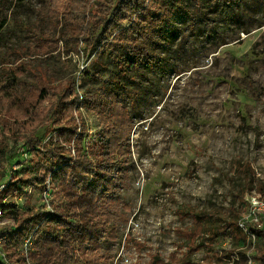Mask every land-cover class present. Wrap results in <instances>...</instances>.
Listing matches in <instances>:
<instances>
[{
	"label": "rangeland",
	"instance_id": "374dc122",
	"mask_svg": "<svg viewBox=\"0 0 264 264\" xmlns=\"http://www.w3.org/2000/svg\"><path fill=\"white\" fill-rule=\"evenodd\" d=\"M66 3L0 0V177L39 176L28 141L83 130L116 211L80 243L88 264H261L245 223L264 198V0H182L151 19L133 0H92L86 20ZM125 8L140 32L121 29ZM99 27L107 39L84 42ZM37 185L20 206L45 191L61 203Z\"/></svg>",
	"mask_w": 264,
	"mask_h": 264
},
{
	"label": "trees",
	"instance_id": "16d2710c",
	"mask_svg": "<svg viewBox=\"0 0 264 264\" xmlns=\"http://www.w3.org/2000/svg\"><path fill=\"white\" fill-rule=\"evenodd\" d=\"M60 1L65 2V0ZM66 2V9L71 12L69 14L76 12L83 17V20L87 19L92 0H66ZM135 2L136 6L133 5L132 8H136L142 14L146 11L152 14L154 8L158 12L175 10L182 0H133V3ZM123 12L126 13V17L120 18L121 29L125 28V31L135 34L140 32L145 21L143 17L134 18L132 13L126 12V8ZM151 14L148 15L150 19L156 17ZM3 24L0 25V30ZM105 35V28L99 27L95 35L88 37L89 40L86 38L83 40L87 44L92 43L96 46L103 39H107ZM127 48L131 58L148 54L145 49L138 46L128 45ZM50 90L42 89L39 97L45 101L51 94L56 95L57 92ZM63 96L72 98L73 95L64 90ZM73 98L65 102L70 109L76 106L79 97ZM108 132L110 133V130ZM85 138L86 132L83 130L77 133L72 129L60 127L47 142L31 139L28 141V146L38 167L39 176H16L14 180L6 179V176L1 175L0 186L8 184L0 194V207L5 216L11 214L15 221L14 228L7 230L10 240L5 244L13 264H88V251H82L80 243L95 236L97 239L105 237V224L107 221L115 220L116 211L111 204L105 203L108 201L112 183L108 174L98 171V167L92 162L90 153L84 145ZM109 140L115 147L120 148L122 144L120 137L112 134ZM41 181L46 182L48 187L56 188L60 195L61 203L56 205L57 207H54V202L51 201L52 212L46 210L45 196L42 197L43 204L38 209L26 208L24 204L20 206L18 201L23 194L29 196V193H26L27 189H36L37 183ZM259 192L263 193L262 189ZM4 197L9 198L7 203L2 202ZM102 216H105L106 221L100 220ZM263 218L264 216L261 215L259 222L246 223V230L254 238L255 263L261 260V264H264V225L261 223ZM29 236L32 238V245L26 255L23 252L24 241ZM19 241L22 243L21 246ZM0 264L5 263L0 259Z\"/></svg>",
	"mask_w": 264,
	"mask_h": 264
},
{
	"label": "built area",
	"instance_id": "2783aa9c",
	"mask_svg": "<svg viewBox=\"0 0 264 264\" xmlns=\"http://www.w3.org/2000/svg\"><path fill=\"white\" fill-rule=\"evenodd\" d=\"M8 184V183H7ZM7 184H2L0 186V194L1 192L6 188ZM28 191H32L31 188L27 189ZM44 196L47 200L46 202V210L52 212L53 208L51 205V200H49V197L46 195V191L44 192ZM1 200V199H0ZM9 201L8 197H4L2 199V202L7 203ZM249 205L251 207V216L253 222H259L260 216L264 214V198H260L258 196H252L249 200ZM5 213L3 209L0 207V259L5 264H13L8 256V252L5 249V244H7L10 240V237L8 235V231L5 229ZM246 228V223H245ZM32 245V238L31 236L27 237L24 241V254H28V249ZM30 261V260H29Z\"/></svg>",
	"mask_w": 264,
	"mask_h": 264
}]
</instances>
